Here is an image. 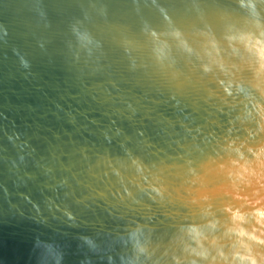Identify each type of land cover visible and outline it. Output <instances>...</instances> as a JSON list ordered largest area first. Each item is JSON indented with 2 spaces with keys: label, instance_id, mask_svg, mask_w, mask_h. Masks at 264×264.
<instances>
[{
  "label": "water",
  "instance_id": "water-1",
  "mask_svg": "<svg viewBox=\"0 0 264 264\" xmlns=\"http://www.w3.org/2000/svg\"><path fill=\"white\" fill-rule=\"evenodd\" d=\"M262 32L264 0H0V264H208L184 230L225 209L264 239Z\"/></svg>",
  "mask_w": 264,
  "mask_h": 264
},
{
  "label": "clouds",
  "instance_id": "clouds-1",
  "mask_svg": "<svg viewBox=\"0 0 264 264\" xmlns=\"http://www.w3.org/2000/svg\"><path fill=\"white\" fill-rule=\"evenodd\" d=\"M244 41L245 47L264 67V32L258 38L249 35L244 38ZM225 211L230 213L231 226L228 224L223 225L225 231L222 236L216 235L221 227L218 220L209 221L205 225H190L184 230L187 238L184 250L204 261H208V264H256L255 259L251 257V247L246 241L264 244V239L255 235L256 228L249 232L243 226L248 223V220L239 210L225 209ZM252 215L256 218V224L264 228V211L258 210ZM132 239L137 250L143 254L145 249L140 244L137 234L134 233ZM224 240H227V243H222ZM205 244L209 246L205 247ZM191 245H195V247H191ZM225 248L228 249V252H225ZM213 252H215V255H213ZM177 264H179V261H177ZM191 264H196V261H191Z\"/></svg>",
  "mask_w": 264,
  "mask_h": 264
}]
</instances>
